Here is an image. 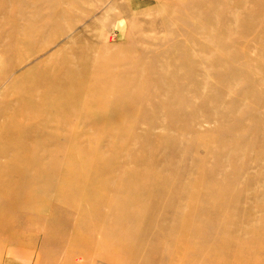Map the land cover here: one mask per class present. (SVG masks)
<instances>
[{"label":"rangeland","instance_id":"374dc122","mask_svg":"<svg viewBox=\"0 0 264 264\" xmlns=\"http://www.w3.org/2000/svg\"><path fill=\"white\" fill-rule=\"evenodd\" d=\"M102 63L114 81L153 78L157 108L135 111L126 139L96 128L115 118L86 116L96 104L74 85L109 78L104 66L77 72ZM32 87L60 109L25 104L20 89ZM112 145L122 172L142 173L150 189L130 222L140 232L120 240L107 195L39 169L57 172L84 148L110 158ZM1 166L12 179L0 194V264H264V0H0ZM40 175L52 191L21 186ZM186 188L188 201L172 194ZM125 242L141 243L140 255L116 257Z\"/></svg>","mask_w":264,"mask_h":264},{"label":"bare ground","instance_id":"6f19581e","mask_svg":"<svg viewBox=\"0 0 264 264\" xmlns=\"http://www.w3.org/2000/svg\"><path fill=\"white\" fill-rule=\"evenodd\" d=\"M217 26H219V25H217ZM212 30L214 31V28ZM220 34H221V36H219ZM220 34L217 35V38L215 39V42H214L215 44H221L223 39H225L227 37L231 38V36H230L231 31L228 29L221 31ZM237 40H238V38H237ZM237 40H235L234 45L237 44ZM260 41H262V40H260ZM182 63H184V62H182ZM87 66L86 65H83L81 67L78 66L79 69L77 68L78 69L77 72L79 74H80V72L84 73L88 69L92 70V71L100 72V71H103L102 68L104 66L105 69L110 70V74L108 75L109 78L107 77L101 81H98V80H94V81L88 80L87 81L84 78H80L78 80L76 79V81L74 82V85H76L77 87H85L86 92H88V95H87L88 97L86 99H89L88 101H92L96 104V106L93 109H88L84 113L86 114V116H88L87 113L90 112V113H92L90 116H94L93 115V113H94V114H99V116H96V117H102L104 115H108L112 118H115V121L113 123H110V124L109 123H106V124L104 123L101 125L96 124V128L100 129L99 131L103 132L105 135L107 134V137H108V134H109V137L112 136L110 138L112 140L118 141L120 139H124L127 136V135L124 136L126 134V132L127 131L131 132L133 129L131 127H132V123H133L132 120L134 118V112L139 110V109L141 111H145L148 107V104H151V103L156 105V98H157L156 94L154 92H149V91L146 92V89H147L146 87H147L148 83H150V81L152 83L153 78H151L149 76L145 77L141 73H135L133 78H131L132 76L130 77V75H129V78H131L130 80L128 79V80L124 81V78H123V80L120 79L118 81H114L110 77H115V75L117 73L113 72V70H117V69L113 68V70H111L110 67H106V65L105 64L103 65V63H102V65L100 64V65H96V66H90V65L88 67ZM53 73L55 74V72H53ZM75 73H76V70H75ZM54 74H53V78L57 76V75L55 76ZM56 74H58V72H56ZM64 74H63V76H67L70 78L71 76H73L74 70L73 69L71 70V67H70L69 69H67L66 74L65 75ZM51 75H52V73H51ZM173 78L174 77H169L168 79L167 78H165V79L169 80V82H171L172 84H173V82L178 83V81H172ZM157 82H158V80H157ZM179 83L180 84L176 85V89L179 88V85L181 87H183V84H181L182 82H179ZM162 86L163 85L161 84V88H163ZM41 91L37 87H34L33 89H29V90L28 89H20L21 93H19V94H21V95H19V97L21 96L22 101L25 104H27V105L32 104V105H35L36 107L38 106V104L42 105V107H46L47 104H49L51 102L52 106L55 109L59 110L60 109L59 102H55V100L53 101L52 99L51 100L49 99L50 101L45 100V99L43 100V99H41V97H39V95L41 94ZM62 93H64V92H62ZM98 94H99V96L95 97V95H98ZM34 100H37L39 102L36 103ZM104 100H106V101L110 100L112 102V105L111 106H107V105L105 106V104H102ZM135 103H136V105H135ZM36 107H34V108H36ZM156 108H157V105H156ZM14 112H16V111H14ZM36 113H37V111H36ZM3 119H4V122L8 125L7 117H3ZM142 119H144L146 121L149 120L147 112L142 113ZM150 131L151 130H149L147 133H149ZM71 134H73V133H71ZM70 137H71V139L73 138L72 136H70ZM68 140L69 139H66V141H68ZM72 141H73V139L70 140V142H72ZM61 143H63V142H61ZM4 144H2V145H4ZM5 146L10 148L9 142H7L5 144ZM68 146L70 147V145H68ZM111 151L115 154V156L112 155ZM71 152L72 151H70V153L69 152H67V153L71 154ZM110 152H111L110 155H112L113 157L111 156L110 158H106V157L104 158L102 153L99 151H91V150L88 151L85 148L84 149H78L75 156L73 155L74 157L71 156L72 154L70 156L64 155V157L68 160H62L61 161L60 165L58 166L59 170L57 172H55L52 169L50 171L45 170L44 168H39V169L42 170L41 173H44L45 171L48 172L47 175H51L50 177L63 175L64 178H66L68 180H70V179L77 180L78 179L82 183L83 186H82V188H80V190H78L77 193H80L82 195H87V197H89L91 195H97L100 193H102V194L104 193L105 196L107 195L106 201L103 203V209L107 208V207L108 208L111 207L115 211L118 212V215H115V216L109 215L108 217H109L110 221H116V222L121 224V226H122L121 232L119 235H117L119 238L118 240H120L122 238H126L127 234L130 235V234L136 233L138 231V230L136 231V230L132 229V227L130 226V222L135 217L141 216V214L138 213V211L136 212L135 209L138 206H142L141 196L149 195L150 189L148 187H145L146 184L143 181L142 173H139L136 171L135 172L131 171L130 174H126V173L122 172L123 166H122L121 160H119V158H118L119 153L113 151V145H112V148L110 149ZM25 153L26 154L23 155V157L25 159L29 158V156L31 154H34L35 156H33V160H35L37 162H41L40 158L35 154V152L31 151L28 153L26 150ZM61 153H63V151L60 149V151L57 152V155L60 156ZM116 154H117V156H116ZM88 157H90V161H89ZM71 158L75 159V160L86 158V159H88V161L84 162V164H76L75 165L74 163H72L70 161ZM7 161L10 162V158H8ZM3 167L4 166L0 167V194L2 193V191L4 189H6L10 185L9 181H11V179H12L11 173L6 171ZM34 172H36V171H34ZM110 175L114 176L113 179H110L111 182L105 181L106 180L105 178L110 176ZM40 177H41V180L38 182H36L34 180L31 183L26 181L21 186H23V188H28V189L33 188V190L34 189H36V190L40 189L42 192L43 191H46V192L52 191V186L50 185L51 183L49 184L47 182V179L44 176L42 177L40 175ZM31 189L29 191H31ZM57 190L60 191V189H57ZM109 192L113 193V196H110ZM176 192H178L179 194L175 196ZM187 192H188V189L186 188L183 191L173 190L172 194H174V197L182 195L183 197H185L184 199L187 200V199H189L187 197ZM192 199L190 198V200H192ZM100 203H102V202H100ZM22 204H23V202H22ZM189 204H190V206H189ZM189 204H187V202H186L185 205L188 207H191L192 201ZM183 205L184 204L181 203V206H183ZM18 206H20V204ZM190 211H191V209H190ZM143 216H144V214H143ZM189 219L190 218H188V220ZM188 225H189L188 223L178 225L177 222H175L172 225V227L175 229H179L183 232H188ZM148 229L145 228V231L143 230L142 233L144 234V236L149 232ZM138 232H140V231H138ZM142 242H143V240H141V243ZM141 243L127 244V242H125V244H123L122 246H120L119 249H117L115 256L118 258L125 257V258L132 260L134 257H138L140 255L141 251L143 250V249L141 250V248L138 246Z\"/></svg>","mask_w":264,"mask_h":264}]
</instances>
